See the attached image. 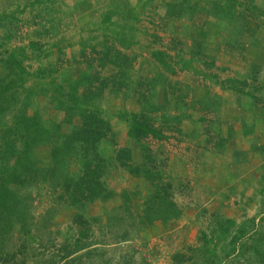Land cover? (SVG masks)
I'll return each mask as SVG.
<instances>
[{
    "label": "rangeland",
    "instance_id": "rangeland-1",
    "mask_svg": "<svg viewBox=\"0 0 264 264\" xmlns=\"http://www.w3.org/2000/svg\"><path fill=\"white\" fill-rule=\"evenodd\" d=\"M56 1L60 2H55L54 6L60 14L56 17L57 25L55 29L48 26L53 29L45 33L48 28L45 27L47 22H43L47 21L46 12L42 19L30 22L29 12L23 15L24 10L20 9L23 3L29 6L32 0H0V17L14 16L18 19L16 35L14 40L7 43V47L13 48L18 42L30 37L39 38L36 35L37 30H27L25 25H28L27 28L37 25L44 32L41 35L43 52L40 56L31 57L33 66L54 61L57 53L52 43L62 37L66 43L63 46L65 57H70L74 52L78 53L81 34L97 35L99 39L108 34L111 41L123 46L122 41H125V38L119 39L116 34L119 28L116 23L123 19L116 15L109 23L104 22L102 16L111 9H123L119 4L129 2L139 16L124 27L126 31L137 35L141 41V44L135 45L133 49L142 55L146 53V61L143 62L142 70L140 69L141 75L158 78V90L155 89L153 103L163 101L160 83L163 79L161 77L165 75L172 81H179L182 92L189 99L203 95L207 89L212 96L219 91L224 94L225 90H230L227 87L223 90V86L214 80L227 78L237 72L234 61L231 62L232 59H240L233 54L235 48L231 47L236 38L228 29L216 30L215 25H211L199 58H188L190 45L186 44L173 74L167 65L152 60L151 51L145 45L150 41L148 37L152 31L165 33L161 16L165 4L174 0H152L146 8L143 4L146 0H88L77 5L74 4L76 0ZM43 8L46 9L45 6ZM201 15L203 14H197V23L203 21ZM233 26L230 28L233 29ZM191 37L192 33L189 36L187 34L185 39ZM166 41L168 39L163 38L156 45L164 46ZM204 61H213L215 65L208 69ZM79 67L77 66V70L82 68ZM204 70L208 73L207 77L203 75ZM0 71H4L1 62ZM214 73L216 77L213 76ZM132 75L133 79H136V73L133 72ZM101 104L113 129L112 137L102 140L100 144V150L107 159L103 179L114 191V195L106 200L88 202L83 207L70 206L61 197L64 170L52 179L49 177L26 187L16 188L26 208V221L30 232L23 233L21 222H16L7 248L18 252L20 245L25 242V251L23 250V254L18 252L16 259L0 264H21L23 257L24 264H53L54 260L60 261L65 252L63 243L72 242L78 233V228L73 223L77 212L83 213L91 220L94 240L99 242L92 248L95 251H92L91 256L85 257L77 264H173L172 256L178 251L192 255L191 260L182 264H264V256L260 258L241 246L246 241L250 245L254 237L264 235V193L260 190L263 185L261 174L264 172V159H248L243 153H238L235 157L238 162L233 167L235 171L232 170L238 173L239 177L235 183L228 186L227 177H230L231 170L226 172L224 165L230 164L234 159L228 154L222 157L218 153L223 137L221 132L226 127V121L234 116L232 108L223 111L220 106L218 110L213 108L206 111L197 105L189 109L194 121L188 122L189 125L185 124L184 129L187 131L183 134L169 132V139L148 140V144L155 151L164 182L172 184V196L181 211L178 216L163 221L158 219L159 212L163 211L161 204L150 211L146 207V201L156 190V186L144 176L130 174L114 156V143L117 142L132 148L135 163L143 161L142 149L128 136L129 116H126L130 112H139L140 105L134 96L126 95L123 90L116 95L107 92ZM42 111L49 123L54 111L47 103L43 104ZM153 115L159 117V112ZM200 139H205L204 145ZM247 142L249 143L247 140L244 144L247 145ZM48 151V147H41L36 153L38 167L47 174L51 168ZM67 168L71 174H76L80 168V160L73 156L68 161ZM208 185L214 190L208 189ZM253 217L256 221L246 223ZM224 218H231L236 222L228 234L220 230V220ZM242 223L247 226V237L237 243L239 248L233 250L230 238ZM261 243V248L264 249V243Z\"/></svg>",
    "mask_w": 264,
    "mask_h": 264
},
{
    "label": "trees",
    "instance_id": "trees-1",
    "mask_svg": "<svg viewBox=\"0 0 264 264\" xmlns=\"http://www.w3.org/2000/svg\"><path fill=\"white\" fill-rule=\"evenodd\" d=\"M41 1L35 0L40 3ZM151 1L148 0V3L150 4ZM148 3L145 4V8ZM263 4L264 0L168 2L165 4L161 21L164 23L163 30L169 33L168 48L176 50V53L172 54L168 49L155 47L156 43L164 38L157 33L149 35L150 41L145 46L151 51V56L158 63L167 65L173 74L176 72L179 57L181 58V54L185 51L184 41L187 34L189 36L192 33L190 58H199L211 25H215L216 30L232 31L231 34L236 38L233 42L236 48L239 45L242 48L244 40L259 44L264 40ZM119 7L123 9L114 8L105 12L102 20L111 23L116 15L125 20L116 23L119 27L116 34L119 39L125 38V41H122L125 48L111 41L108 34L101 39L97 35L81 34L78 53L74 52L70 57H65L63 46L66 43L61 38L52 43L57 53L55 60L49 64L40 63L36 67L30 60L34 55H42L43 41L40 39L44 32L37 31L39 40H30L28 45L9 48L7 43L16 35L18 19L14 16L0 17V62L4 67V71H0V262L2 263L16 259L18 252L23 254L26 247L24 242L18 252L7 248V242L16 222H21L23 233L30 232L26 221V208L16 188L26 187L49 177L52 179L64 170L61 197L70 206L83 207L88 202L97 199L106 200L114 195V191L103 179L107 159L100 150L102 140L112 137L113 133L110 119L101 104L107 92L116 95L123 90L126 95L134 96L140 105L139 112L126 114L129 116L127 133L142 149L144 159L141 163H135L132 148L117 142L114 143L115 159L130 174L144 176L156 186V190L146 201L148 211L161 204L163 211L159 212L158 219L163 221L178 216L181 212L172 196V184L164 182L155 151L148 144V140L169 139L171 135L169 132L183 134L181 124L184 118L191 116L190 108L199 105L206 111L213 108L218 110L221 101L217 94L212 96L209 89L203 95L189 99L182 92L180 82L172 81L165 75L161 77L163 79L160 83L163 101L153 103L155 89L158 90V78L139 73L135 81L132 80V71L139 53L131 50V46L141 44V41L137 35L126 31L124 26L136 20L139 16L138 12L129 2L121 3ZM199 13H202L201 16L204 18L201 23L195 20ZM46 20L52 21L49 18ZM51 29L53 28H46L45 33H49ZM204 65L209 69L215 63L204 61ZM77 66L82 68L77 70ZM109 66L115 69L108 70ZM181 66L183 67V64ZM262 69V63H253L250 77L214 80L223 88L227 87L241 94L244 100L248 98L250 106H254L264 103V83L259 82L263 77ZM203 75L208 76L206 70ZM44 103L51 106L54 111L49 123L43 116ZM158 112L159 117L153 115ZM261 112L264 116V107ZM41 147L49 148L51 162L49 174L40 170L36 163V153ZM253 148L255 153L260 151L264 155V146L254 144ZM73 156L80 160V168L76 174H71L67 168L68 161ZM261 179L263 185L260 190L264 193V172L261 174ZM262 218L264 220V213ZM248 220L246 223L256 221L254 217ZM90 221L83 213H75L73 223L77 226L78 233L72 242L63 243L62 248L65 252L62 259L54 260L53 264H77L85 257L91 256L92 251H95L92 248H95L99 242L94 240ZM220 222H222L221 232L227 234L236 224L231 218H224ZM247 233L245 223L236 228V232L230 238L233 250L239 248L237 243L246 238ZM261 242L264 243V235L254 237L250 245L246 241L241 246L262 258L264 249L261 248ZM191 256L182 251L175 252L172 256L173 264H182L191 260ZM24 260L25 257L22 258L21 264L25 263Z\"/></svg>",
    "mask_w": 264,
    "mask_h": 264
},
{
    "label": "crops",
    "instance_id": "crops-1",
    "mask_svg": "<svg viewBox=\"0 0 264 264\" xmlns=\"http://www.w3.org/2000/svg\"><path fill=\"white\" fill-rule=\"evenodd\" d=\"M87 1L88 0H76L74 4L76 5L79 3L83 4V3H86ZM33 2H35V0H32L29 6L27 3H23V5L20 6V9L24 10L23 15H25L28 11L30 14V17H29L30 22H36L37 20L42 19L44 12H46V18L47 19L49 18L50 21L52 20L51 22L43 21L44 23L47 22L46 27L52 26V25H53V28L56 27L57 25L55 22L56 17L60 16V14L56 12L57 9H55L54 6L56 5V3H60V2H57L56 0H42L41 3L35 2L34 4H32ZM146 3H148V0L143 2V4H146ZM31 5L32 7H30ZM43 6H45L46 9H44ZM130 6H133V5L130 4ZM27 26L28 25H25L27 30H33V31L41 30L39 26L37 27V25L30 26L29 28H27ZM152 32L157 33L163 36L164 38H167V36L169 35L168 32L160 33L155 30ZM153 33H151V35ZM39 38L30 37L25 40L23 39V41L18 42V45H28L30 40H34V39L39 40ZM12 40H14V38ZM184 43H185L184 45L186 44L190 45L188 48V54H187L188 58H190L191 55L189 54V52L191 50L192 40L190 38L185 39ZM163 44L164 46L156 45L155 47H158V48L161 47L162 49H168V51H170V53L172 54L176 53V50L174 49L169 50L168 41L164 42ZM256 44H252L250 40L249 41L244 40L242 48L239 47L240 45L237 46L236 48L234 47V45L231 44V47L235 48L233 49L234 51L233 54H236L237 57L240 59L243 58V60L241 61L240 59H232L231 62L234 61V64H235L234 66L237 72L232 73L231 75H228V77H243V76L250 77L253 63H262L263 69L261 71V76L263 77H261L259 82L264 83V79H263L264 78V73H263V70H264V53H263L264 52V40H262V42H260L259 44L258 43ZM135 45H139V44H134L133 46H131V50L135 51L133 49ZM118 46L121 48H125L120 45ZM177 54H178V50H177ZM152 60L158 63L153 57H152ZM144 61H146V53H144L143 55L139 53L137 57V62L135 63V68L132 71V74L133 72L136 73V78L139 73L142 74L140 69L142 70V65ZM112 69H115V68L113 66L108 67V70H112ZM134 79L132 75V80L134 81ZM223 90H225V88H223ZM217 95L219 96V99L221 101V108L223 109V111L224 110L227 111V109L229 110L231 108L234 111L233 118L232 119L229 118L231 120L228 119L226 121L225 123L226 127L221 132V136L223 137L220 142V148L218 150V153H220L219 156L223 157L225 154H228L231 159H234V161L231 160L230 164L228 163L224 165L225 169H227L226 172L231 170L229 171L231 173V175H229L230 177H227L229 181L228 186H231L233 183H235L238 180V177H239L238 173L234 172L235 170L233 168L234 165L237 164L238 162L235 160V157L238 156V153L240 152L243 153L248 159L249 157H257V158L264 159V155H262L260 151H257L255 153L254 148H253L254 144H257L258 146H261V147L264 146V116L262 115V112H261L262 107H264V103H258L254 106H250V103H249L250 100L248 98L244 100L241 94L234 92V90L232 89L225 90L224 94H222V92L219 91ZM193 121H194V118L192 115L184 118L182 125H181L183 130L187 131V129H184L185 124L189 125L188 122H193ZM247 140L249 141V143L247 142L248 144L245 145L244 143ZM199 141H201L202 144L204 145L205 139H200ZM241 144L243 146H241ZM208 189L214 190V188L211 185H208Z\"/></svg>",
    "mask_w": 264,
    "mask_h": 264
}]
</instances>
